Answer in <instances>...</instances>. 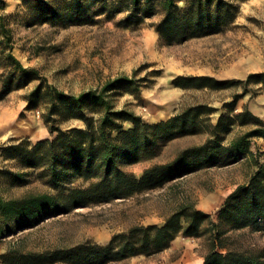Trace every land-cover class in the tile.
I'll use <instances>...</instances> for the list:
<instances>
[{"label":"rangeland","instance_id":"obj_1","mask_svg":"<svg viewBox=\"0 0 264 264\" xmlns=\"http://www.w3.org/2000/svg\"><path fill=\"white\" fill-rule=\"evenodd\" d=\"M232 1L237 7L236 16L223 31L169 43L157 30L164 17L159 7L137 26L125 24L128 12L113 17L103 14L92 24L76 25L40 22L22 0H4L5 9L1 14L12 33L13 52L25 67L37 70L40 78L11 91L0 101V147L21 142L30 146L39 140L53 139L56 133L52 135L49 131L53 126L64 131L85 128L82 119H66L62 112L47 123L44 119L47 107L43 102L29 107L28 96L42 82L67 94L79 95L101 91L109 82L129 78L132 82L120 81L108 86L106 97L114 110L133 112L149 124L167 120L197 105L216 109L208 116L207 128L201 132L171 140L159 138L154 147L155 156L121 165L137 177L155 165L173 162L188 148L214 140L211 126L218 123L221 115L234 118L247 108L264 120L263 85L198 89L181 88L173 83L180 76L244 81L251 73L264 72V0ZM2 52L0 44V74L6 67ZM1 89L0 83V92ZM237 94L243 96L231 110L227 104ZM88 114L96 119L102 111L91 109ZM251 128L252 125L230 122L229 129L221 133V144L230 146ZM230 158L226 165L204 166L161 187L111 202L77 206L35 224H19L17 219L0 213V264H9V257L64 250L85 242L107 246L114 235L129 233L136 226L163 225L182 204H191L210 214L218 224L217 230L205 225L198 237H187L198 244L196 255L206 257L214 248L224 254L228 251L260 253L264 249L262 222L236 228L223 222L219 212L230 194L239 186L248 185L259 169H264V139L254 137L248 153ZM89 183L73 176L54 184L44 166L29 167L0 152V198L3 200L31 193L56 195L71 188L87 187ZM184 254L183 248H173L170 243L154 255L140 253L106 264H171ZM52 264L72 263L59 260Z\"/></svg>","mask_w":264,"mask_h":264},{"label":"trees","instance_id":"obj_2","mask_svg":"<svg viewBox=\"0 0 264 264\" xmlns=\"http://www.w3.org/2000/svg\"><path fill=\"white\" fill-rule=\"evenodd\" d=\"M40 22L60 21L65 24H92L100 15L113 17L128 12L126 25H139L151 17L159 7L164 17L157 25L161 37L169 43H181L193 37H203L223 31L233 22L237 7L232 0H22ZM180 2L183 3L180 6ZM0 0V44L2 61L6 65L0 74L2 86L0 101L11 91L26 86L40 78L37 70L25 67L13 52L12 33L4 22ZM109 82L101 91L91 90L79 95L67 94L43 82L28 96L29 107L43 102L47 107L44 119L47 123L62 112L66 119L78 118L85 128L64 131L49 127L53 139L39 140L33 145L26 142L0 147L6 158L20 160L29 167L44 166L50 172L54 184L63 179L78 176L90 181L84 188H71L68 192L53 195L31 193L18 199L0 198V213L17 219L19 224H35L43 218L68 212L77 206H89L128 198L135 193L163 186L168 181L204 166L226 165L231 156L239 158L248 153L254 137L264 139V120L249 109L231 118L221 115L211 126L214 140L205 145L184 150L171 163L158 164L145 170L141 177L121 168L122 164H135L152 158L159 138L168 140L191 135L207 128L208 116L216 111L208 105H197L156 124L145 123L142 118L127 110H114L106 97ZM181 88L224 89L236 84L264 86V72L251 73L244 81H219L207 76H180L173 81ZM45 88V89H44ZM234 96L227 104L234 110L239 98ZM102 111L98 118L89 116L88 110ZM252 125L249 131L225 147L221 133L229 129V123ZM132 126L125 128V123ZM223 222L236 228H245L262 222L264 228V169L252 177L248 185L239 186L223 203L219 212ZM205 225L217 230L211 215L191 204H182L161 226H136L129 233L116 234L107 246L85 242L64 250L29 253L8 258L9 264H52L59 260L72 264H106L144 253L157 254L169 246L180 234L198 237ZM204 264H264V249L257 254L228 251L220 253L215 248L206 255Z\"/></svg>","mask_w":264,"mask_h":264},{"label":"crops","instance_id":"obj_3","mask_svg":"<svg viewBox=\"0 0 264 264\" xmlns=\"http://www.w3.org/2000/svg\"><path fill=\"white\" fill-rule=\"evenodd\" d=\"M128 124L129 127L132 126L131 123H125ZM187 237L178 235L172 242L171 245L173 248H183L185 250V254L181 257V259H178L177 261L171 263V264H204L205 263V257L199 256L195 254V245H198L196 241L194 243L192 241H189V246L186 247V244L188 243Z\"/></svg>","mask_w":264,"mask_h":264},{"label":"bare ground","instance_id":"obj_4","mask_svg":"<svg viewBox=\"0 0 264 264\" xmlns=\"http://www.w3.org/2000/svg\"><path fill=\"white\" fill-rule=\"evenodd\" d=\"M4 127V126H3Z\"/></svg>","mask_w":264,"mask_h":264}]
</instances>
